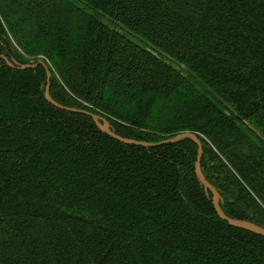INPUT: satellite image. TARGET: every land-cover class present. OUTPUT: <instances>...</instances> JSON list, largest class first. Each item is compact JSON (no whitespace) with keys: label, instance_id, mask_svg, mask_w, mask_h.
Returning <instances> with one entry per match:
<instances>
[{"label":"trees","instance_id":"obj_1","mask_svg":"<svg viewBox=\"0 0 264 264\" xmlns=\"http://www.w3.org/2000/svg\"><path fill=\"white\" fill-rule=\"evenodd\" d=\"M182 133L264 229V0H0V264H264Z\"/></svg>","mask_w":264,"mask_h":264},{"label":"water","instance_id":"obj_2","mask_svg":"<svg viewBox=\"0 0 264 264\" xmlns=\"http://www.w3.org/2000/svg\"><path fill=\"white\" fill-rule=\"evenodd\" d=\"M37 64H40V65H42V66L45 67V65L42 62H38ZM37 64H29V65L24 66V67H26V68H34V67L37 66ZM49 78H50V74L47 73V81L49 80ZM45 96H46L47 101L52 106L56 107L57 109H60V110H63V111H67V112H72V113H82V114H85V115H90L91 117L94 118L95 121L101 120L103 122V126L101 127V129L103 130V132H105L106 134L110 135L111 137H113L114 139L118 140L119 142H122V143H125V144H130V145L151 146L148 143H143V142H139V141H135V140L125 139V138H121V137H118V136L114 135L110 131L109 124H108V122L106 120H104L102 118H99L98 116H95L93 114H89L88 112H85V111H81V110H77V109H73V108H68V107H64V106L59 105L58 103H56V102H54V101H52L50 99L48 90L46 91ZM185 138H190V139L194 140L195 143L199 147V154H198L197 163H196V173H197V176H198L199 181L204 185L205 189L210 190L214 194V206H215L217 212L226 221H228L231 225H234V226H237V227H242L244 229H247L249 231H252V232H255V233L259 234V235L264 236V229L261 228V227H259V226H257V225H254V224H251V223H248V222L231 221V220H229V219H227V218L224 217V215L222 214V212L220 211L219 206H218L219 194L202 177V174H201V171H200V166H199L200 155H201V147H200L199 141L197 140V138L193 134H191V133H182V134H179V135H177L175 137H172L170 139H167V140L163 141L162 143H164V144H170V143H174L176 141H179V140H182V139H185Z\"/></svg>","mask_w":264,"mask_h":264},{"label":"rangeland","instance_id":"obj_3","mask_svg":"<svg viewBox=\"0 0 264 264\" xmlns=\"http://www.w3.org/2000/svg\"><path fill=\"white\" fill-rule=\"evenodd\" d=\"M75 2H76V1H75ZM76 4H79L80 6H82L79 2H76ZM90 12H91L92 14H94L92 11H90ZM100 20H101L104 24L110 26L111 28L115 29V30L118 31L119 33L123 34V35H124L127 39H129L130 41H132V42H134V43H136V44H138V45H141V46H143V45L145 44L144 41H143L139 36H137L136 34L130 32V31H128V30H126V29H125L123 26H121L120 24H118V23H114V22H110L109 19H108V18H105V17H100ZM159 56H160L162 59H164L165 61H167V62H168L172 67H174L175 69L183 71V67H182L180 64H178L176 61H173V60H171L170 58H168V57H166V56H164V55H160V54H159ZM24 58L26 59V57H24ZM36 60H38V61L44 60L48 65H50V63H49L48 61H46L45 58L42 57V56H39L38 59H36ZM28 61H29L30 64L34 63L33 59H30V60L28 59ZM35 62H36V61H35ZM209 97H210L211 99H213V97H211L210 95H209Z\"/></svg>","mask_w":264,"mask_h":264}]
</instances>
